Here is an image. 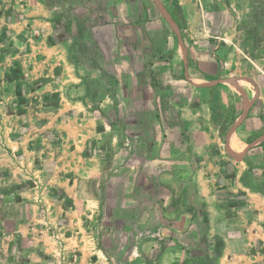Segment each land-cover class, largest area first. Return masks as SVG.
Here are the masks:
<instances>
[{"label":"crops","instance_id":"1","mask_svg":"<svg viewBox=\"0 0 264 264\" xmlns=\"http://www.w3.org/2000/svg\"><path fill=\"white\" fill-rule=\"evenodd\" d=\"M165 1L170 14L175 11V26L184 23L187 30L176 35L164 61L149 66L159 81L154 86L150 81L147 108L138 87L141 102L134 114L163 119L156 115L129 128L132 146L151 154L138 159L129 176L122 167L117 170L125 163L112 158L117 133L101 106H94V84L79 70L84 55L94 56L90 44L76 41L75 33L66 37L62 26L60 33L41 4L34 14L29 0H0V261L48 264L58 255L79 264L78 258H95L86 219L100 211L103 198L108 200V185H99L104 166L111 165L118 175L112 171L109 178L121 179L117 190L127 184L133 189L115 197L131 204L140 218L148 215L147 200L157 221L150 229L164 235L159 242L129 239L136 255L129 264H264V181H256L246 161L252 148L264 145V116H255L252 98L244 117L243 105L234 107L229 118L234 121L220 136L219 126L210 123L204 83L229 82L224 81L227 62L222 54L215 58L202 31L200 0ZM107 43V49L99 43L103 59L97 69L84 63L88 71H113L120 99L121 86L136 82L145 59ZM135 58L140 66L133 70ZM231 137L240 149L231 145ZM150 162L152 167L143 170ZM89 181L96 187L90 190Z\"/></svg>","mask_w":264,"mask_h":264},{"label":"rangeland","instance_id":"2","mask_svg":"<svg viewBox=\"0 0 264 264\" xmlns=\"http://www.w3.org/2000/svg\"><path fill=\"white\" fill-rule=\"evenodd\" d=\"M29 1L31 9L35 11L34 14H38V8L34 7H39L41 4V7L48 10L47 14L52 18L51 21L57 29L62 26L66 37L75 33L76 41L84 40L82 42H85L86 40L95 52L93 58L87 59L85 55L83 56L79 70L82 72L85 81L90 82L91 85L94 84V106L97 107L96 109L101 106V114L117 133L116 145L113 150L114 157L112 155V158L116 160L122 158L125 161V163L119 162L116 165L117 170L118 167H122L121 173L123 175H132L137 168L136 165H139L138 159L151 154L146 148H140L135 144L131 150L128 149L123 146L122 139L125 136L131 137L133 131L129 128H133L132 125L135 121L148 123L152 118L154 120L156 115L163 119V116H158V114H154V116L145 113L143 117L134 114V109L141 102L138 87L143 93L145 108H147L152 97L150 81L151 84H156V81H159L156 69L149 68V66L155 62L164 61L168 57L169 50L167 48L172 47L177 34L181 35L184 30L186 32L187 25L178 23V28L175 26L171 19L175 11L173 9L172 15L170 14L165 0ZM200 1L202 4V31L209 36V42L212 45L210 48L213 49L215 58L222 54V59L227 62L224 65V76H227L224 81L229 80V82L204 83L206 93L211 99L210 105L214 111L210 123L216 127L219 126L223 108L229 114L226 116L225 122H227L230 114L234 111V107L239 105H243L244 113L242 116L244 117L252 98L255 100L252 105L255 116L261 120L264 116V82L261 80V71H264V0ZM190 26L193 29V26ZM172 28L176 31L174 32ZM59 29L61 33V28ZM34 34L37 35V32ZM195 38L197 40L198 37ZM108 40L114 42L115 46L118 45L119 48H124L128 52L137 53V56H143L145 59L144 71L136 77V82H127L126 85L121 86L120 99L115 94L116 82H114V76L111 74L113 71L109 69L103 72L88 71L84 63L85 61L91 62L97 69V66L102 64L103 59L102 47L99 43L105 42L104 49H107ZM191 41L193 42V39ZM98 46L101 47V51ZM204 47L205 45H202V50L205 49ZM114 51L116 52V49ZM218 51L219 53H217ZM130 65L133 70H136L139 69L140 62L138 59L136 61L135 58ZM247 77L253 78L254 82L248 80ZM223 85L229 89L220 87ZM103 93L106 96L105 99H102ZM222 93L225 94V101H223ZM247 118L245 117V119ZM245 128L248 130L247 127ZM230 143L234 148L240 149V143L235 137H231ZM247 156L250 163L247 164V170L253 173L256 181L263 182L264 145L252 148ZM134 160L135 164L132 166L131 163ZM141 167L144 168L143 170H148L152 164L150 162ZM103 169V177L100 178L102 183L99 187L108 185L106 192L108 200L103 198L100 201V211L95 212L93 217L86 219L89 225V235L94 238L96 251L94 254L96 255L93 259L78 258L77 260L79 264H129L136 256L131 255L130 244L132 240L129 241V239L136 240L137 229L154 228V222L157 221L154 220L153 211L149 210L147 200L145 202L148 215H144L142 218L136 216L135 208L131 204L124 206L122 200L120 201L118 197H115V194L120 192L122 195H128L133 190L132 185L127 184L126 187L118 191L117 183L121 179L119 177L117 179L109 178L113 172V174L118 175L117 171L111 165H106ZM106 177L110 180H107ZM104 181H106L105 184ZM93 185L94 182L89 181L87 183L90 190ZM94 186L96 187V185ZM166 225L167 222H164V226ZM159 226L163 225L156 227L159 228ZM66 261H68L67 256L61 258V256L56 255V257L47 260L46 263L68 264ZM38 262L36 260L32 264H38ZM0 264H5V260H1Z\"/></svg>","mask_w":264,"mask_h":264},{"label":"built area","instance_id":"3","mask_svg":"<svg viewBox=\"0 0 264 264\" xmlns=\"http://www.w3.org/2000/svg\"><path fill=\"white\" fill-rule=\"evenodd\" d=\"M123 146L127 147L128 149H132V143L130 140V136H125L122 139ZM143 238H153L157 240H163L164 235L161 229L151 230V229H137L136 231V239L140 240Z\"/></svg>","mask_w":264,"mask_h":264},{"label":"trees","instance_id":"4","mask_svg":"<svg viewBox=\"0 0 264 264\" xmlns=\"http://www.w3.org/2000/svg\"><path fill=\"white\" fill-rule=\"evenodd\" d=\"M175 6H176V9H177L176 11L179 12L178 5L175 4ZM152 85L154 86L155 84H152ZM211 110H212V115H213L214 114V111H213L212 106H211ZM226 118H227L226 117V111H225V108H223L221 110V119L219 121L220 124H219V127H218V131H219L220 136H224L226 134V132L231 127V125H232V123L234 121V118H232L231 120H228L227 122H225L226 121ZM249 141H250V139H247L246 140V142H249ZM262 145H263L262 143L258 144V146H262ZM246 161H247V164H250L249 161H248V156H246Z\"/></svg>","mask_w":264,"mask_h":264}]
</instances>
